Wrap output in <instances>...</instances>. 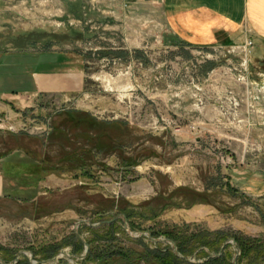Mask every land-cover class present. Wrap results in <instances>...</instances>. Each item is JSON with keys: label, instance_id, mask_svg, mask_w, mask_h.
<instances>
[{"label": "rangeland", "instance_id": "374dc122", "mask_svg": "<svg viewBox=\"0 0 264 264\" xmlns=\"http://www.w3.org/2000/svg\"><path fill=\"white\" fill-rule=\"evenodd\" d=\"M160 3L0 0V50L57 77L0 115V153L45 168L35 198L0 201V264H145L176 241L264 264V59L188 45Z\"/></svg>", "mask_w": 264, "mask_h": 264}, {"label": "crops", "instance_id": "0c3cea01", "mask_svg": "<svg viewBox=\"0 0 264 264\" xmlns=\"http://www.w3.org/2000/svg\"><path fill=\"white\" fill-rule=\"evenodd\" d=\"M161 2L166 27L194 47L220 45L228 40L239 52L251 51L264 59V0H150ZM251 41V45H248ZM23 52L0 50V115L12 122V97L36 95L52 89L55 74L39 67V60ZM30 64L32 68L30 69ZM6 120V121H7ZM17 128L12 125L10 130ZM15 130V129H14ZM15 152L0 153V201L12 197L33 199L39 181L16 178ZM22 163V162H21ZM20 163V164H21Z\"/></svg>", "mask_w": 264, "mask_h": 264}, {"label": "trees", "instance_id": "16d2710c", "mask_svg": "<svg viewBox=\"0 0 264 264\" xmlns=\"http://www.w3.org/2000/svg\"><path fill=\"white\" fill-rule=\"evenodd\" d=\"M34 165H35L34 163L33 164H31V163L18 164L17 165L18 168L15 172V175L17 176L16 178H23V181L28 180L29 182H32L34 180L36 181V179H37V181H39L42 178L41 175L44 174L43 170H45V168H43V167L38 168V167H36L37 165L36 166H34ZM127 216L129 217L128 214H127ZM108 224H110V223H108ZM175 233H176V231L175 232H166L164 235L168 236L170 238V240L176 241V240H178V238L175 235ZM154 235L156 236V234H154ZM139 240H141V238ZM156 242H158V241L156 240ZM176 244H177L178 250H177V247H174V248L173 247H169V248L167 247L164 249L158 247L157 249L152 250L151 248L146 246L144 248V256H147L145 259L151 260V262L147 261V263H145V264H220L222 262H225L226 264H235L232 260L231 261L225 260L226 259L224 257L225 253H221V254H218L216 256L208 255L206 260L202 263L189 262L187 260H184V258L180 256L181 253L182 254L185 253V251L181 248V245H180L181 243L179 244L178 241H176ZM239 245H240V248L243 252L244 246L241 243ZM91 253L92 252L89 253V255L87 257L88 259L91 257ZM121 253H118L115 255L107 254L106 256H104L103 258H101L99 260L105 262L102 264H112L113 259H115L116 257H120L124 260L131 261V260H137V259L139 260L143 256L141 253L132 252V251H123V253L122 254Z\"/></svg>", "mask_w": 264, "mask_h": 264}, {"label": "water", "instance_id": "95a60500", "mask_svg": "<svg viewBox=\"0 0 264 264\" xmlns=\"http://www.w3.org/2000/svg\"><path fill=\"white\" fill-rule=\"evenodd\" d=\"M110 222H111V221H109V223H110ZM87 247H88V245H87ZM86 252H88V248H87Z\"/></svg>", "mask_w": 264, "mask_h": 264}, {"label": "built area", "instance_id": "2783aa9c", "mask_svg": "<svg viewBox=\"0 0 264 264\" xmlns=\"http://www.w3.org/2000/svg\"><path fill=\"white\" fill-rule=\"evenodd\" d=\"M248 45H251V41H249Z\"/></svg>", "mask_w": 264, "mask_h": 264}]
</instances>
